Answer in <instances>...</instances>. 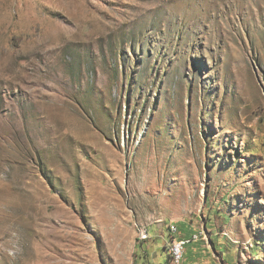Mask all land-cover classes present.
Wrapping results in <instances>:
<instances>
[{
  "label": "rangeland",
  "instance_id": "rangeland-1",
  "mask_svg": "<svg viewBox=\"0 0 264 264\" xmlns=\"http://www.w3.org/2000/svg\"><path fill=\"white\" fill-rule=\"evenodd\" d=\"M0 264H264V0H0Z\"/></svg>",
  "mask_w": 264,
  "mask_h": 264
},
{
  "label": "bare ground",
  "instance_id": "bare-ground-1",
  "mask_svg": "<svg viewBox=\"0 0 264 264\" xmlns=\"http://www.w3.org/2000/svg\"><path fill=\"white\" fill-rule=\"evenodd\" d=\"M148 231L146 229L141 230V238L142 239H147L149 237V234L147 233ZM196 235L195 237H180L174 247H173V253L175 255V258L177 261H180L182 259V257L184 256V252H185V247L192 242L193 240H196ZM180 245H182L183 247H180Z\"/></svg>",
  "mask_w": 264,
  "mask_h": 264
},
{
  "label": "built area",
  "instance_id": "built-area-1",
  "mask_svg": "<svg viewBox=\"0 0 264 264\" xmlns=\"http://www.w3.org/2000/svg\"><path fill=\"white\" fill-rule=\"evenodd\" d=\"M175 227V226H174ZM180 247H183L182 245H180Z\"/></svg>",
  "mask_w": 264,
  "mask_h": 264
}]
</instances>
